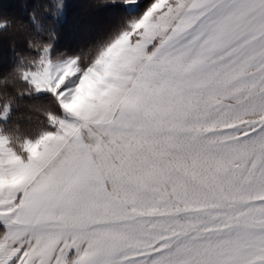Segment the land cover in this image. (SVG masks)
Here are the masks:
<instances>
[{
	"label": "snow or ice",
	"instance_id": "obj_1",
	"mask_svg": "<svg viewBox=\"0 0 264 264\" xmlns=\"http://www.w3.org/2000/svg\"><path fill=\"white\" fill-rule=\"evenodd\" d=\"M0 264H264V0H0Z\"/></svg>",
	"mask_w": 264,
	"mask_h": 264
},
{
	"label": "trees",
	"instance_id": "obj_2",
	"mask_svg": "<svg viewBox=\"0 0 264 264\" xmlns=\"http://www.w3.org/2000/svg\"><path fill=\"white\" fill-rule=\"evenodd\" d=\"M18 115L22 124H26L30 119L34 118L33 113L28 108H22Z\"/></svg>",
	"mask_w": 264,
	"mask_h": 264
}]
</instances>
